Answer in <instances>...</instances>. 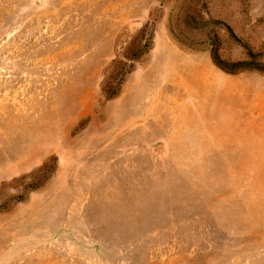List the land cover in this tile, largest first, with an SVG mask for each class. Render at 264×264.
<instances>
[{
    "label": "rangeland",
    "instance_id": "obj_1",
    "mask_svg": "<svg viewBox=\"0 0 264 264\" xmlns=\"http://www.w3.org/2000/svg\"><path fill=\"white\" fill-rule=\"evenodd\" d=\"M0 264H264V0H0Z\"/></svg>",
    "mask_w": 264,
    "mask_h": 264
},
{
    "label": "trees",
    "instance_id": "obj_2",
    "mask_svg": "<svg viewBox=\"0 0 264 264\" xmlns=\"http://www.w3.org/2000/svg\"><path fill=\"white\" fill-rule=\"evenodd\" d=\"M217 64H218V66H219L220 68H222V69L225 70V68H224L221 64H219V63H217Z\"/></svg>",
    "mask_w": 264,
    "mask_h": 264
}]
</instances>
